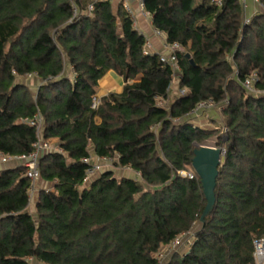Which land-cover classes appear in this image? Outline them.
<instances>
[{"label":"trees","instance_id":"16d2710c","mask_svg":"<svg viewBox=\"0 0 264 264\" xmlns=\"http://www.w3.org/2000/svg\"><path fill=\"white\" fill-rule=\"evenodd\" d=\"M258 1L247 18L238 0H142L153 27L178 45L173 76L162 53L144 52L145 36L121 2L0 0V153L33 149L35 127L22 119L36 113L43 136L61 149L39 160L40 179L53 185L38 187L33 214L25 168L0 169V264H157L189 232L186 251L165 264H253V240L264 237ZM108 70L124 84L99 96ZM252 73L256 92L243 86ZM27 76L38 81L34 94ZM205 100L220 107L226 131L215 203L200 222V180L179 171L207 139L221 142L216 127L194 122ZM92 153L138 179L103 169L84 181Z\"/></svg>","mask_w":264,"mask_h":264},{"label":"built area","instance_id":"2783aa9c","mask_svg":"<svg viewBox=\"0 0 264 264\" xmlns=\"http://www.w3.org/2000/svg\"><path fill=\"white\" fill-rule=\"evenodd\" d=\"M238 1L241 4L245 5L248 0H238ZM250 1H252L256 5L259 3L258 0H250ZM135 2L138 6V10L140 14L142 15L146 14L151 17V15L144 9L142 0H135ZM216 2H218V0H216ZM88 9H91V6H89ZM126 10L130 13V15L133 18V15H132L133 12L131 11V9L127 7ZM152 34L159 37L162 40L164 47L169 48V53L167 55L160 54V60L168 62V64L170 65L172 69L173 76H175L176 75L175 73H178L179 67L177 64V58L174 54V49H177L178 45L176 43L170 44V45L167 44L164 40L162 32L155 29L154 27L152 29ZM145 46L146 47L144 49V52L145 53L150 52L149 51L150 43H149V39L146 36H145ZM255 77H256V74L252 73L250 77L244 80L243 86L246 90L250 92H256V89L253 86V81ZM98 103H99L98 96H93L92 97V107H95ZM213 105L214 104L211 100L201 101L197 104L195 110L192 113H194L196 116H199L200 114L199 111L210 108ZM22 122L35 127L36 140L33 144V149L26 154H19V155H12V156L4 155L0 153V165H3L8 161L14 160V161H17L18 165H22L25 168V173L30 178V181H31L30 188H29V198H30L32 193L35 191V183L40 179V173L38 169V163H39L40 158L48 152L61 151V149H59L56 144L52 145L51 138H45L43 136L42 118L39 113L34 114L33 117L30 119L28 118L22 119ZM83 161L88 164V167L86 168V172H85L84 181L91 179L94 174L106 168L104 166L107 165L108 162L111 163L110 158H97V157L95 158L94 155L92 154L83 158ZM125 167L128 168V166H125ZM179 175H181L182 177L193 178L196 176V173L194 172L192 168H188V169L180 170ZM187 235L188 233H182L176 236L174 240L172 241V245L170 247H165L164 251L169 252V254L174 252L176 248L174 246L179 244L181 238L183 239ZM190 241H191V238L189 239V242ZM253 246H254L253 264H264V237L255 238L253 240ZM161 252L162 250L159 252V255L161 254ZM157 264H160L159 260Z\"/></svg>","mask_w":264,"mask_h":264},{"label":"rangeland","instance_id":"374dc122","mask_svg":"<svg viewBox=\"0 0 264 264\" xmlns=\"http://www.w3.org/2000/svg\"><path fill=\"white\" fill-rule=\"evenodd\" d=\"M113 7L115 8L114 4H113ZM107 72L103 75V77L101 79L98 80V89L99 90L102 89V90L107 91V92H109V91H120V89L124 83L121 80V78H117V76L115 75L116 73L114 74V73L110 72L109 75L111 76L112 81H110L109 79H106L104 83H107V84L103 83L102 80L104 79V77H106L105 75L107 74ZM111 74H113V75H111ZM24 82L30 88L32 94H34L36 91V86L38 84L37 79L34 76H27L26 78H24ZM172 87H174V84L172 85ZM174 89H175V87H174ZM99 90H98V92H99ZM203 111H205L204 121L201 120V121H196V122L198 123V125H200L202 127H216L217 128L216 132L218 135H220L219 138L221 141V142H219L220 144L217 145V141H216L217 137L213 136V137L207 139L204 142V145L213 146V147H220L223 150V143H224L223 141L225 139L226 128L224 127V118L221 115L220 107L213 105L212 107L207 108ZM51 143L53 145L55 143V139L51 138ZM221 160H222V157H221ZM108 163H107V165L104 166V167H106L104 169H111L116 177H121L122 175H125L128 173L131 174L130 170H132V169L130 167H128L126 169V168L121 167V166H116L115 164H113L112 159H111V163H109V164ZM10 164L11 163L6 164V165H10ZM190 168H191V166H190ZM138 174H139L138 172L133 173V175H135V177H134L135 179H138V178H136V175L138 177ZM52 185H53L52 182H44L41 179L35 183V191L32 193L31 197L29 198V204H28V208H27V210L30 213H32V214L34 213V207L33 206H34V201L36 199V191L38 190V187L39 188H41V187L51 188ZM191 237H192V232H189V234L187 236H185L183 239L181 238L180 243L174 246V247H176L175 250H178L181 252L183 250V248L188 246V244H189L188 242H189V239ZM171 245H172V242L169 243L166 247H170ZM164 249H162V252L160 255L158 254V260H159L160 264H165L167 262V260L170 258L169 252L164 251Z\"/></svg>","mask_w":264,"mask_h":264},{"label":"water","instance_id":"95a60500","mask_svg":"<svg viewBox=\"0 0 264 264\" xmlns=\"http://www.w3.org/2000/svg\"><path fill=\"white\" fill-rule=\"evenodd\" d=\"M190 62L192 63V59H190ZM223 153L224 151L220 147H213L204 144L193 150L191 168L200 180L202 193L206 201L199 217L200 222H202L213 209L215 203L214 188L216 176L218 174V166L221 163Z\"/></svg>","mask_w":264,"mask_h":264},{"label":"crops","instance_id":"0c3cea01","mask_svg":"<svg viewBox=\"0 0 264 264\" xmlns=\"http://www.w3.org/2000/svg\"><path fill=\"white\" fill-rule=\"evenodd\" d=\"M111 1H112V3L115 6L118 3L121 2L122 6L124 8L127 9V7H128L129 9H131V11L133 12L132 15H133V21H134L135 28L149 39V43H150L149 51L150 52H156V53H162V54H168L169 53V48L164 47L162 40L159 37H157V36L152 34L153 25H152V22H151V17L146 15V14L142 15V14L139 13L138 6H137L135 0H111ZM248 3L245 5L246 6L245 7L246 8V17L247 18L251 15L253 10L256 8V5L254 3H252L251 1H248ZM110 72L114 73L112 70H108L107 74L105 75L106 77H104V79L102 80L103 83L105 82L106 79H109L110 81H112V78L109 75ZM175 74L178 75V73H175ZM111 75H113V74H111ZM115 75L117 76V78H121L117 74H115ZM121 80H122V78H121ZM104 84H107V83H104ZM103 91L104 90L100 89L99 92H97V95L100 96L102 94L107 93V91H104V92ZM204 119H205V111L203 113H200L199 116H195L194 122L196 124H198L196 121H201V120L204 121ZM53 139H55V138H53ZM92 155H94V154L92 153ZM94 157H95V155H94ZM9 163H11V164L10 165H6V164H9ZM17 164H18L17 161H14V160L13 161H8L5 164L0 165V169L7 168V167H14ZM124 168L127 169V167H124ZM130 171H131V174L128 173V174H125V175H122V176H130V177L134 178L135 175H133V173H135L136 171H134V170H130ZM136 177H137V175H136ZM186 249H187V247L183 248V250L181 252L178 251V250H175L174 252L183 253L184 251H186Z\"/></svg>","mask_w":264,"mask_h":264}]
</instances>
